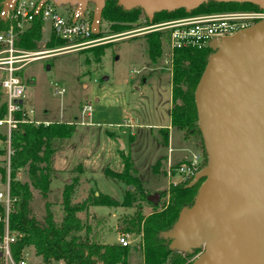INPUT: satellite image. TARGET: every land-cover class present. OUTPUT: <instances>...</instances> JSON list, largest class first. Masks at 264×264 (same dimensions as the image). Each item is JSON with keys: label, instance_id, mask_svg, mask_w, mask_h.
I'll use <instances>...</instances> for the list:
<instances>
[{"label": "rangeland", "instance_id": "obj_1", "mask_svg": "<svg viewBox=\"0 0 264 264\" xmlns=\"http://www.w3.org/2000/svg\"><path fill=\"white\" fill-rule=\"evenodd\" d=\"M94 4L88 2L85 18H92ZM57 9L65 14L73 9L68 3H61ZM140 14V22L123 31H111V23L102 19L99 28L101 43L86 49L70 50L39 58L26 64L18 75L22 79L24 92L22 102L32 109V119L42 123L70 122L74 124L73 134L69 138L51 140L54 149L49 166L53 178L49 193L43 196L32 186L27 166L19 169L15 176L20 182L29 185L31 200L30 214L42 220L46 208L53 214L55 221L62 217L61 197L66 184L72 183L71 203L81 202L96 193L106 194L118 203L128 191L133 189L123 181L105 174L109 168L116 172L123 170L121 154L129 156L132 163L131 173L142 181L147 196L158 193L157 206L144 201H135L130 207L88 205L85 211L77 215L84 224H93V218L102 216L105 220L104 243H115L119 234H128L130 253L128 264H144L142 227L137 224L129 231L122 230L123 219L134 216L138 211L146 216L155 209H161L167 203L166 191L169 184L180 177L173 173L168 177L163 156L167 155L168 145L174 148L179 134L186 130L170 127L169 142L164 141L161 128H167L170 122L171 75L163 54L165 44L153 61L147 52V35L126 38L106 37L149 24ZM158 21V20H157ZM155 22V21H152ZM50 38L40 32L35 48L30 51L52 49L48 45ZM117 39V40H116ZM27 49V48H26ZM163 53V54H162ZM166 66V67H165ZM4 75L0 71V78ZM63 89L62 92H57ZM1 92V88H0ZM2 95V94H1ZM91 105L89 116L81 114L82 106ZM195 142L203 152L201 135L195 122ZM177 132H179L177 134ZM6 128L0 126V191L6 188V180L1 179V170L7 165L8 143L4 140ZM120 141H119V140ZM159 166L154 169L155 163ZM206 160L202 162V167ZM41 167L45 163H39ZM66 180L64 182L63 179ZM203 180L196 183L197 190ZM96 194V195H97ZM83 237V232L78 233ZM202 248L192 250L187 259L190 264ZM21 256L28 264H43L32 247L23 249ZM53 264H65L62 261Z\"/></svg>", "mask_w": 264, "mask_h": 264}, {"label": "water", "instance_id": "obj_2", "mask_svg": "<svg viewBox=\"0 0 264 264\" xmlns=\"http://www.w3.org/2000/svg\"><path fill=\"white\" fill-rule=\"evenodd\" d=\"M12 1L6 0L4 10ZM205 1L117 3L141 8L151 23L156 12H189ZM213 1L250 2L264 10V0ZM54 2L76 3L81 14L92 2L91 27L98 34L105 0ZM211 49L193 93L206 164L187 186L203 181L192 205L179 211L162 236L180 252L201 247L190 264H264V20L214 40ZM158 196L149 198L157 201Z\"/></svg>", "mask_w": 264, "mask_h": 264}, {"label": "trees", "instance_id": "obj_3", "mask_svg": "<svg viewBox=\"0 0 264 264\" xmlns=\"http://www.w3.org/2000/svg\"><path fill=\"white\" fill-rule=\"evenodd\" d=\"M232 9H259L250 2H218L207 0L199 6L186 12L184 8L173 11H159L154 13L153 21L173 18L194 13H204ZM139 7L124 9L117 0H105L102 9V19L111 23V31H123L139 24ZM144 18L147 17L144 15ZM101 19V20H102ZM40 21L35 19L31 28L22 35L19 45L31 49L35 48L40 37ZM149 34V33H148ZM99 37L98 34H92ZM159 32L147 35V52L151 60H155L161 52V37ZM64 43L59 38L51 37L48 45L58 46ZM213 52L210 47L202 49L182 48L175 50L171 75V109L170 125L186 130L187 134L194 133L197 121L193 93L195 85L203 71L208 56ZM6 113V102L0 93V118ZM20 119V112L15 113ZM164 141L167 142L168 128H161ZM74 124L70 122H49L38 125L18 122L10 133L9 157V192L16 197L13 209L9 213L8 227L17 237L10 245L11 255L15 261L21 258L24 248L32 247L36 256H40L43 264H53L62 261L65 264H128L130 249L127 246L115 243H104L105 220L102 216L94 217V223L84 224L77 215L85 211L88 205H103L107 207H130L135 201L146 202L157 206L158 201H152L142 186V181L131 173L132 163L129 156L121 154L123 170L121 172L105 169V174L118 181L130 185L133 194L126 192L121 202H117L106 194L98 193L81 202L71 203L70 196L72 183L66 184L61 197L62 217L55 221L51 211L46 208L42 220L30 214L31 192L29 185L16 179V172L24 166L28 168L30 183L40 191L43 196L49 193V184L52 169L49 166L52 153L51 140L69 138L73 134ZM199 131V130H198ZM200 133V132H199ZM6 140V136H4ZM204 152V148H203ZM205 154V152H204ZM206 158V157H205ZM204 161L206 159H203ZM45 163L43 167L39 163ZM203 162V161H202ZM158 160L154 169L159 166ZM1 179L6 180V167L1 170ZM202 180V179H201ZM197 193L196 184H170L166 194L167 203L161 209H155L143 216L139 211L132 217L123 219L120 226L122 230L129 231L135 225L142 227V245L140 246L144 264H187L190 252H180L169 248L170 240L164 238L162 233L169 230L176 221L179 211L183 207L192 205ZM3 208L0 205V215ZM3 225L0 224V234ZM83 232V237L78 233ZM194 249V251H196Z\"/></svg>", "mask_w": 264, "mask_h": 264}, {"label": "built area", "instance_id": "obj_4", "mask_svg": "<svg viewBox=\"0 0 264 264\" xmlns=\"http://www.w3.org/2000/svg\"><path fill=\"white\" fill-rule=\"evenodd\" d=\"M5 2L6 0H0V71L4 73L0 78V93L6 102V113L4 117L0 118V126L6 128V141L10 146V133L12 129L16 128L18 122L35 125L42 123L31 118L33 110L31 108L27 110L22 102L24 87L18 72L31 61L60 52L93 47L101 43L102 38L92 36L94 34L91 27L92 18H85L87 6L81 14L76 9L77 4L71 2L56 4L54 0H13L4 10ZM61 3L71 4L73 9L66 10V13L63 14L57 9ZM35 19H39L41 23L40 32L49 38H59L64 43L45 51H30L20 46L22 35L32 27ZM261 20H264V10L232 9L194 13L151 22L106 38L112 41L115 40L113 38L119 39L159 32L162 34L160 36L161 47L163 44L167 47V51L162 53L163 62L167 64L166 68L172 70L175 50L211 48V43L214 40L231 37ZM101 26L100 22L99 28ZM62 91L63 89L57 92ZM18 100L21 103L16 102ZM90 111V104L81 108V114L85 116H89ZM16 112H20V119L15 118ZM11 153V148L8 147L7 185L3 192L0 191V205L3 208V214L0 215V224L3 225V231L0 234V264H28L23 256L15 261L10 250L11 243L17 237L16 233L11 232L8 227L9 213L17 200L9 192V157ZM202 161L201 154L194 153L189 159L176 166L168 164V177L171 176L173 167V173L177 172L180 177L173 184H188L202 168ZM116 242L127 247L131 243L128 234H119Z\"/></svg>", "mask_w": 264, "mask_h": 264}, {"label": "crops", "instance_id": "obj_5", "mask_svg": "<svg viewBox=\"0 0 264 264\" xmlns=\"http://www.w3.org/2000/svg\"><path fill=\"white\" fill-rule=\"evenodd\" d=\"M171 105L172 104L170 102V109H171ZM170 127H174V126H171L169 124V126L167 127L168 131H170ZM178 133L179 132H177V134ZM194 135H195V133H189V134L185 135L184 131H182L179 134V137H180L179 140H178V136H177V143L175 144L176 146L174 148H172L171 146L168 145L167 155L163 156V158H162L165 160V169L166 170L168 168V164H171L172 166H176L178 163H181V162L189 159L192 154H194V153L199 154L202 152V150H200L198 148V145L195 142V136ZM170 137H173V136H172V134H170V132H168L167 142H169ZM52 178H53V175L51 177V180H52ZM65 180H66V178L63 179L62 182H64ZM49 188H50V184H49Z\"/></svg>", "mask_w": 264, "mask_h": 264}, {"label": "flooded vegetation", "instance_id": "obj_6", "mask_svg": "<svg viewBox=\"0 0 264 264\" xmlns=\"http://www.w3.org/2000/svg\"><path fill=\"white\" fill-rule=\"evenodd\" d=\"M257 10H262V9L259 8V9H257Z\"/></svg>", "mask_w": 264, "mask_h": 264}]
</instances>
